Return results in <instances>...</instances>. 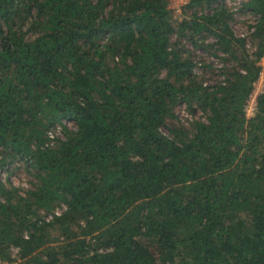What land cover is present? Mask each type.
<instances>
[{"label": "trees", "instance_id": "obj_1", "mask_svg": "<svg viewBox=\"0 0 264 264\" xmlns=\"http://www.w3.org/2000/svg\"><path fill=\"white\" fill-rule=\"evenodd\" d=\"M187 9L0 0V169L31 176L0 178V262L264 264V91L245 110L264 0L244 2L246 36L222 0ZM196 49L225 62L222 80L196 74L215 69ZM182 103L204 118L172 122Z\"/></svg>", "mask_w": 264, "mask_h": 264}, {"label": "rangeland", "instance_id": "obj_2", "mask_svg": "<svg viewBox=\"0 0 264 264\" xmlns=\"http://www.w3.org/2000/svg\"><path fill=\"white\" fill-rule=\"evenodd\" d=\"M190 0H169V6L173 10V17L176 20H181L185 14L191 13L190 9H187V4ZM227 7L233 12V18L231 20L232 28L234 29L235 33L239 36H246L249 33H251V30L253 29V25L256 23V15L253 13L246 11L243 9V4L246 0H222ZM251 45V43H249ZM251 47V46H250ZM251 50L253 48L251 47ZM195 55L202 56L203 58L207 59L209 63H211L214 66V70L210 69H203L200 67H197L195 72L196 74L202 76L205 79V82L207 84H215L218 81L222 80L224 76L221 74V69L224 67L225 62L213 55H210L206 53L203 49H196L194 51ZM260 64L264 67V57L261 59ZM264 72V70H263ZM256 85V94L259 96L264 91V74L260 79L257 81ZM258 100V97H257ZM257 110H252L249 113H247L248 117H252L255 115ZM175 114L177 116L176 119L172 120V122L179 123L184 125L185 127H190V124L194 119H200L204 118L203 113L201 111H190L186 104L182 103L179 104L175 108ZM65 124L70 128L74 129L75 124L71 121H65ZM165 133H169L166 129H164ZM51 133V134H50ZM49 135L53 139H56L57 137H64V130L62 125H58L56 128L52 129L50 131ZM15 164H11L9 166V170L6 169H0V178L8 183H11L16 186H29L31 176L28 175V173L22 169H16ZM18 165V164H17ZM64 210V208H57L56 212L61 213ZM43 218L49 219L52 216L50 214H46L42 212ZM16 252V251H15ZM0 264H11L8 262H0Z\"/></svg>", "mask_w": 264, "mask_h": 264}, {"label": "built area", "instance_id": "obj_3", "mask_svg": "<svg viewBox=\"0 0 264 264\" xmlns=\"http://www.w3.org/2000/svg\"><path fill=\"white\" fill-rule=\"evenodd\" d=\"M242 36H244V35H242ZM264 70V69H263ZM264 74V72L262 71L261 72V75H260V77H262V75ZM260 79V78H259ZM257 83V82H256ZM256 85H255V87H254V90H253V92H252V94H251V96H250V98H249V100H248V102H247V105H246V107H245V110H246V114L247 113H249L250 111H252V110H257V106H258V100H257V97H258V95L256 94ZM58 214H60L59 212H57ZM52 216V215H51ZM53 217V216H52ZM51 217V218H52ZM51 218H49V219H51Z\"/></svg>", "mask_w": 264, "mask_h": 264}]
</instances>
